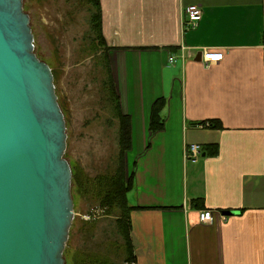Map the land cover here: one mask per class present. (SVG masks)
Wrapping results in <instances>:
<instances>
[{
	"label": "crops",
	"instance_id": "1",
	"mask_svg": "<svg viewBox=\"0 0 264 264\" xmlns=\"http://www.w3.org/2000/svg\"><path fill=\"white\" fill-rule=\"evenodd\" d=\"M192 5L203 20L184 31ZM101 12L131 125L134 262L264 264V0H101ZM183 48L225 57L207 68L185 51L183 61ZM158 99L165 122L152 134ZM195 143L217 154L192 163L184 151Z\"/></svg>",
	"mask_w": 264,
	"mask_h": 264
},
{
	"label": "water",
	"instance_id": "2",
	"mask_svg": "<svg viewBox=\"0 0 264 264\" xmlns=\"http://www.w3.org/2000/svg\"><path fill=\"white\" fill-rule=\"evenodd\" d=\"M22 2L0 0V264H66L75 219L66 122Z\"/></svg>",
	"mask_w": 264,
	"mask_h": 264
},
{
	"label": "rangeland",
	"instance_id": "3",
	"mask_svg": "<svg viewBox=\"0 0 264 264\" xmlns=\"http://www.w3.org/2000/svg\"><path fill=\"white\" fill-rule=\"evenodd\" d=\"M22 3L30 16L34 51L54 74L68 135L64 158L73 177L83 180L112 175L120 158L119 122L112 117L104 96L105 74L98 60L102 51L96 53L90 48L93 36L85 0ZM130 175L126 167V179ZM72 181L75 219L64 252L66 264L77 263L83 254L122 264L124 248L117 234V213L108 215L79 190L74 178Z\"/></svg>",
	"mask_w": 264,
	"mask_h": 264
},
{
	"label": "trees",
	"instance_id": "4",
	"mask_svg": "<svg viewBox=\"0 0 264 264\" xmlns=\"http://www.w3.org/2000/svg\"><path fill=\"white\" fill-rule=\"evenodd\" d=\"M90 14L89 24L91 25V51L99 52V63L101 69L105 74L103 80L104 96H106V102L108 108L111 109L112 117L119 122V134L118 143L120 146V158L118 163V169L112 175H100L95 179L86 178L81 179L74 176V181H77L79 190L87 197L93 199L100 209L106 210L108 215H114L117 213L116 228L117 234L122 240L124 248V261L126 264L128 261H135L133 244L131 239V212L135 210L134 207L128 203V194L132 192L134 188V174L131 173L130 177L126 179V153L131 149V131H130V119L124 116L121 112L120 102L118 95L116 94L115 83L113 81V74L110 68V61L108 59V53L111 49L103 36V24H102V12H101V0H85ZM164 99H158L154 104L151 112L150 130L152 134H157L164 127L163 111L166 107ZM205 154H212L215 156L217 152H210L209 148H204ZM83 194V195H84ZM84 195V196H85ZM92 254L82 255V258L75 264H121L113 263L109 260H101L100 258H93ZM92 260V261H91ZM122 263V264H123Z\"/></svg>",
	"mask_w": 264,
	"mask_h": 264
},
{
	"label": "built area",
	"instance_id": "5",
	"mask_svg": "<svg viewBox=\"0 0 264 264\" xmlns=\"http://www.w3.org/2000/svg\"><path fill=\"white\" fill-rule=\"evenodd\" d=\"M203 14H204L203 8L199 6H195V5L189 6L186 9V19L184 22V31L196 29L203 20L202 19ZM182 51L183 53H181L180 56H182L183 61L186 59V54H184V51L185 53H188L187 56H189L190 59L197 58V56L195 57V55H193L191 52H189L185 48H183ZM201 56H202L201 64L207 68H210L212 65L218 62H222L225 57V55H223V53L219 52L218 50H215V51L204 50L203 53H201ZM170 57L171 58L169 62L174 63L176 61V57H174L173 55ZM184 153H185V158L192 163L198 162L202 158L203 154H205L204 147L196 143L193 145L187 146ZM213 219H214V213L211 210L202 211L200 213L199 220L202 224H211ZM128 264H136V263L129 262Z\"/></svg>",
	"mask_w": 264,
	"mask_h": 264
}]
</instances>
